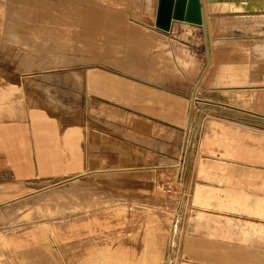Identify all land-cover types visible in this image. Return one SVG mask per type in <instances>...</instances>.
Listing matches in <instances>:
<instances>
[{"label": "rangeland", "instance_id": "1", "mask_svg": "<svg viewBox=\"0 0 264 264\" xmlns=\"http://www.w3.org/2000/svg\"><path fill=\"white\" fill-rule=\"evenodd\" d=\"M257 1L253 8L264 9V0ZM216 4L224 7L226 0H217ZM225 12L230 11L217 9L210 15V21H221L222 30L212 25L214 56L199 89L225 90L226 103L220 105L226 109L227 125L251 130L256 139L246 138L245 142L249 144V139L261 151L264 101L256 93L264 92V48L260 53L256 46H264V37L257 33L262 28H253L257 31L253 32L234 13ZM155 21V12L145 11L136 0H0V67L13 69L23 87L27 81L34 84L36 78L43 77L51 84L45 86L50 99L59 94L60 99L72 101L75 97L69 95V89L74 86V73H80L83 111L101 115L107 102L128 105L130 92L131 105L145 112L152 104L154 87L172 90L178 95L177 102L184 105L177 111L180 117L177 139L172 142L176 154L172 170L155 182L111 187L105 186L98 174H86L19 184L13 199L0 202V264H29L24 253L36 249L46 250L57 264L74 256L81 264H105L111 255L114 264H119L123 256L131 264H169L170 260L179 264L186 256L182 243L195 210L216 211L217 217V211L223 209L224 205L202 203L201 199H250V181L258 199L255 209L246 210L245 204L225 208L232 213H247L253 218V227L264 231L262 165L250 173L237 170L243 166H234L232 160L223 167L215 161L208 169L207 151L201 145L195 152L199 170H187L186 152L182 150L184 119L192 89L208 64L204 29L184 23L179 33H174L185 39L182 41L171 31L160 30ZM113 35L119 36V41L114 39L117 45L113 39H106ZM167 50L172 52L171 72L160 73L162 77L157 74L154 80L153 71L160 72V58ZM95 73L117 80L110 83L109 93L93 89ZM197 97L205 99L202 93ZM200 105L202 102L195 105L194 118ZM217 120L210 116L205 123L200 122L201 135L217 137ZM230 140L227 136L226 142ZM214 144L211 149L216 148ZM179 161L184 163L182 170L177 167ZM218 173L222 175L219 181ZM218 182L220 190L205 187L217 186ZM191 199H195V206ZM225 219L232 224L233 220ZM212 222L222 225L220 220ZM110 228L114 251L107 255L105 232Z\"/></svg>", "mask_w": 264, "mask_h": 264}, {"label": "crops", "instance_id": "2", "mask_svg": "<svg viewBox=\"0 0 264 264\" xmlns=\"http://www.w3.org/2000/svg\"><path fill=\"white\" fill-rule=\"evenodd\" d=\"M216 2L203 0L207 37L208 33L211 39L213 37L212 25L222 30L221 21L209 20L217 9L234 13L232 15L242 19L253 32H257L253 28H262L257 33L264 37V9H254V0H226L224 7ZM184 23L187 22L174 21L171 30L172 36L182 41L185 39L174 33H179ZM17 77L13 69L0 67V202L13 199V191L19 184L34 180H61L98 174L105 186L122 188L155 182L161 174L167 175L172 170L170 167L176 158L173 148L175 144L172 147V142L177 139L180 117L177 111L184 106L177 102L178 95L172 90L154 87L152 104L149 103L147 111L143 112L139 107L131 105L128 89V105L107 102L104 114L98 115L93 110H82L80 73H74V86L69 89V95L75 97L72 101H67L65 97L60 99L59 94H55L58 98L53 96L54 99H50L45 86L51 84L43 77L36 78L34 84L27 81L24 87ZM115 81V78L105 76L107 93L110 91V83L114 84ZM95 83L96 80L93 89L97 88ZM200 90L197 94L202 93L205 99L195 96L185 150L187 170L189 167L193 172L199 170L195 152L197 149L199 151L201 145L207 151L204 156L208 169L215 161L218 167H223L229 160L235 162L234 166H243L235 167L239 171L248 170L251 173L260 165L264 168V150L260 151L258 145L250 143V138L256 139L251 130L226 123V109L221 106L226 103L225 90ZM192 95L193 89L190 99ZM210 101L217 104L213 105ZM201 102L194 118L195 105ZM189 107L184 119L185 133ZM210 116L218 119L214 124L218 134L217 137L205 138L199 131V123H205ZM227 136L231 139L228 142ZM246 138H249V144L245 142ZM214 143H217L216 148L211 149ZM181 156L183 159L185 155ZM181 164L184 166L183 161ZM221 177L218 173L216 179L219 181ZM253 182L256 188V179ZM218 184H207L205 187L220 190L221 185ZM248 191L250 199H201L202 203L213 202L219 207L224 205L221 207L223 209L217 211V217L214 214L216 211L195 210L190 230L182 243L186 256L179 264H264V231L258 232L253 227V218L247 213H232L225 208L230 204L233 207L234 204H245L244 209L248 207V210H254L258 199L256 191H252V181ZM194 200L191 199L193 205ZM225 218L233 220L232 224L225 222ZM212 220H220L222 225H215ZM110 229L105 232L107 255L114 251L113 240H110L113 229ZM45 251H27L24 257L29 264H57L55 257ZM118 262L131 264L130 259L124 256ZM64 264L81 262L74 256ZM105 264H114L112 255Z\"/></svg>", "mask_w": 264, "mask_h": 264}, {"label": "water", "instance_id": "3", "mask_svg": "<svg viewBox=\"0 0 264 264\" xmlns=\"http://www.w3.org/2000/svg\"><path fill=\"white\" fill-rule=\"evenodd\" d=\"M174 21L200 25L204 29L205 43L207 45L206 17L203 0H159L155 25L164 32H170ZM196 101L195 91L191 98V111L188 126L185 133L184 149L187 147V138L191 124L193 104Z\"/></svg>", "mask_w": 264, "mask_h": 264}, {"label": "bare ground", "instance_id": "4", "mask_svg": "<svg viewBox=\"0 0 264 264\" xmlns=\"http://www.w3.org/2000/svg\"><path fill=\"white\" fill-rule=\"evenodd\" d=\"M135 1V0H134ZM137 1V4H138V6L139 7H141V8H143L145 11H150L151 13L153 12H155V14H156V12H157V8H158V2H159V0H136ZM135 4H136V2H135ZM128 29V28H127ZM131 30V29H130ZM128 31V30H127ZM92 32V31H91ZM128 33V32H127ZM85 34V33H84ZM89 34V33H88ZM92 34V33H91ZM210 33H208V40H207V45H206V50H207V55H208V64H207V68H206V70H205V72H204V74H203V77H202V79L201 80H199L198 81V83L193 87V92L195 91V96H197L198 94V91L200 90L199 88H200V85H201V83H202V81L204 80V78H205V76H206V73H207V71H208V69H209V67H210V65H211V62H212V60H213V44H212V39H211V36L209 35ZM87 35H85L84 37H86ZM92 36V35H91ZM82 37V36H81ZM105 37V36H104ZM122 37H124V36H122ZM127 37V36H126ZM128 37H131V36H128ZM128 37H127V39H128ZM133 37V36H132ZM108 38H111V39H108ZM118 38H119V36H116V35H113V36H108L106 39L108 40V42H109V40H112L113 42H115V44H116V42L117 41H115V40H118ZM125 38V37H124ZM115 39V40H114ZM91 40V39H90ZM130 40V42L133 40H131V38L129 39ZM136 40V39H135ZM147 40V39H146ZM119 41V40H118ZM121 42H123V41H121ZM111 43V42H110ZM144 43H147V42H144ZM112 44V43H111ZM114 44V45H115ZM118 44H119V42H118ZM141 44V43H140ZM261 44H263V43H261ZM261 44H258L257 46H256V49L257 50H259L260 51V53L262 52V50L263 49H261V48H264V46L263 45H261ZM117 45V44H116ZM145 47V46H144ZM142 49H143V47H142ZM144 51V50H143ZM145 52H146V50H145ZM172 54V52L171 51H169V50H167V52H163V55H161V64H159V69H161L160 70V72L157 70V72H154L153 71V73H154V80H155V78H156V76H158L157 74H160V73H164V74H166V73H170L171 72V65H170V60H171V58L169 57V55H171ZM158 57V56H157ZM159 58V57H158ZM160 61V60H159ZM166 62V63H165ZM151 64V63H150ZM167 64H169V65H167ZM152 66V65H151ZM150 67V66H149ZM148 67V68H149ZM156 68H158V67H156ZM223 69V68H222ZM152 70V69H151ZM228 70V69H227ZM159 72V73H158ZM224 72V71H223ZM152 73V72H151ZM149 74V73H148ZM162 74H160L161 75V77H162ZM218 75H220V74H218ZM95 79H96V83L95 84H97V88H100V90L101 91H106V87L108 86V85H106V83H105V77L102 75V76H100L99 74H96L95 73ZM159 77V76H158ZM232 77V76H231ZM243 78V77H242ZM160 79V78H159ZM163 80V79H162ZM164 80H165V78H164ZM161 83V82H160ZM94 84V85H95ZM250 86V85H249ZM256 97H258L260 100H262V101H264V92H260V93H256ZM190 111H191V99H190V107H189V114H190ZM190 116V115H189ZM189 116H188V121H189ZM185 141V140H184ZM183 149H184V145H183ZM185 150H186V147H185ZM178 166L177 167H179V169L180 170H182L183 169V166H182V164H181V161L177 164ZM176 167V168H177ZM178 169V168H177ZM76 180H78L79 178H75ZM80 180V179H79Z\"/></svg>", "mask_w": 264, "mask_h": 264}, {"label": "built area", "instance_id": "5", "mask_svg": "<svg viewBox=\"0 0 264 264\" xmlns=\"http://www.w3.org/2000/svg\"><path fill=\"white\" fill-rule=\"evenodd\" d=\"M169 264H171V260H170V263Z\"/></svg>", "mask_w": 264, "mask_h": 264}]
</instances>
